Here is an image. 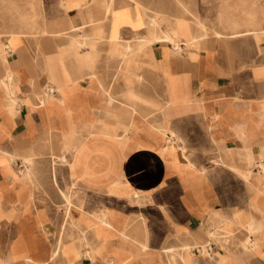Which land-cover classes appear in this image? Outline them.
Returning <instances> with one entry per match:
<instances>
[{"label": "crops", "instance_id": "obj_1", "mask_svg": "<svg viewBox=\"0 0 264 264\" xmlns=\"http://www.w3.org/2000/svg\"><path fill=\"white\" fill-rule=\"evenodd\" d=\"M35 1L30 27L29 0H0V264H264L253 23L154 32L132 3Z\"/></svg>", "mask_w": 264, "mask_h": 264}, {"label": "rangeland", "instance_id": "obj_2", "mask_svg": "<svg viewBox=\"0 0 264 264\" xmlns=\"http://www.w3.org/2000/svg\"><path fill=\"white\" fill-rule=\"evenodd\" d=\"M112 3L113 9L121 4V2L132 3L137 7H140L145 14L149 24L153 26V31L160 30L163 25H177V26H188L187 19L190 20L191 24L200 30L206 37L216 36L217 38L230 39L231 37H237L233 35L234 31H242L247 28H253L252 26L247 27V23H253L256 31L255 33H248L249 38H253L256 43L260 44L264 41V0H106ZM4 7L5 3H1ZM19 6H14L13 10L16 14L17 9L20 10ZM24 5L27 6L30 11V27H35L37 21L39 20L37 16V11L40 7L39 2L35 0H29L28 3ZM5 8V7H4ZM173 9V10H172ZM169 12V13H168ZM109 13V12H108ZM263 15L262 18L258 16ZM110 16V14H109ZM108 16V18H109ZM155 16V17H154ZM185 17V18H184ZM107 18V19H108ZM16 20H21L14 18ZM159 20V21H158ZM176 22H175V21ZM157 22V24H156ZM239 22V23H238ZM99 24H106L99 23ZM160 26V27H159ZM167 31H162L161 34H154L155 38L164 40L165 33ZM221 34V35H219ZM241 35V34H240ZM247 34H244L246 37ZM70 42L72 40V34L67 33L63 35ZM87 35L83 39V45H88L94 49L98 48L101 44L102 36L101 34ZM105 36V35H104ZM160 36V37H159ZM251 36V37H250ZM87 38V39H86ZM104 42L109 43V57L111 62H115L118 59L119 54H116V42L109 38L104 37ZM79 41V40H78ZM172 41L173 40H169ZM174 43V42H173ZM178 44V41H177ZM145 47V46H144ZM124 51V50H123ZM122 51V52H123ZM144 48L139 47L137 49H130L125 51L123 57H138L143 58L145 55ZM118 62V61H117ZM116 68L110 66V69ZM143 70L137 68V70ZM117 71V70H116ZM155 116V115H153ZM31 168L35 165V162L28 161ZM37 182L41 180L36 179ZM46 183L54 185L52 179H46ZM65 191H69L68 187ZM52 197V195H49ZM71 199H65V206H68Z\"/></svg>", "mask_w": 264, "mask_h": 264}, {"label": "bare ground", "instance_id": "obj_3", "mask_svg": "<svg viewBox=\"0 0 264 264\" xmlns=\"http://www.w3.org/2000/svg\"><path fill=\"white\" fill-rule=\"evenodd\" d=\"M111 5V4H110ZM109 8V7H108ZM113 8V7H112ZM173 10V9H172ZM108 11H110V8H109V10ZM110 13V12H109ZM169 13V12H168ZM155 17V16H154ZM159 21V20H158ZM175 21V20H174ZM176 22V21H175ZM156 24H157V22H156ZM160 27V26H159ZM160 35V34H159ZM160 37V36H159ZM155 38H157V37H155V35L153 34V41H154V39ZM164 38V40H173V42H174V44L176 45V46H178V44H177V40H175L169 33H168V31L165 33V37H163ZM140 41L141 42H143V43H148V42H150L151 40H147V39H145L144 37H142L141 39H140ZM141 44V43H140ZM142 46V45H141ZM176 46H174V47H176ZM179 48V47H178Z\"/></svg>", "mask_w": 264, "mask_h": 264}]
</instances>
